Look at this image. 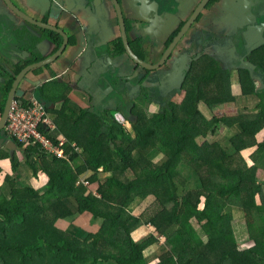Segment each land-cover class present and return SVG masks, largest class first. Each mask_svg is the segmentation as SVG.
<instances>
[{"label":"trees","instance_id":"obj_1","mask_svg":"<svg viewBox=\"0 0 264 264\" xmlns=\"http://www.w3.org/2000/svg\"><path fill=\"white\" fill-rule=\"evenodd\" d=\"M240 91H254L247 72ZM186 94L184 102L152 116L135 106L131 130L112 110L98 113L71 102L58 110L49 102L71 156L59 159L19 144L25 164L36 177L46 174L48 184L43 193L20 187L21 161L13 158L17 175L0 186V264H264V102L256 115L218 117L215 105L235 97L230 76L211 58L195 64ZM235 125L237 135L208 140ZM74 142L81 152L73 154ZM152 152L165 159L150 173ZM101 172L109 175L102 180ZM136 200V209L146 205L140 212L132 211ZM233 208L246 218L245 245L236 237ZM84 214L96 229L68 220ZM143 225L151 233L136 238ZM159 246L164 251L149 263Z\"/></svg>","mask_w":264,"mask_h":264},{"label":"flooded vegetation","instance_id":"obj_2","mask_svg":"<svg viewBox=\"0 0 264 264\" xmlns=\"http://www.w3.org/2000/svg\"><path fill=\"white\" fill-rule=\"evenodd\" d=\"M140 5L149 9V18L159 29H147L132 20L141 16ZM68 11L76 15V29L83 23V14L99 16L102 25H108L106 52L115 60L100 85L83 87L85 93L74 97L73 87L62 74L48 73L57 60L47 64L64 44L60 30L68 35L69 43L75 42L61 26ZM121 18L129 49L140 62L131 58L122 40ZM144 33L148 35L143 37ZM51 42L57 49L44 56ZM207 58L217 61L223 74L230 76L236 107L238 102H253L252 115L260 113L264 102V0H0V121L13 94V103L36 99L114 102L85 109L98 113L119 110L131 129L136 120L135 102H149L156 107L155 114L171 103L184 102L191 71L196 63L206 65ZM246 72L254 89L247 96L240 91L241 76ZM217 79L221 82L220 74Z\"/></svg>","mask_w":264,"mask_h":264},{"label":"crops","instance_id":"obj_3","mask_svg":"<svg viewBox=\"0 0 264 264\" xmlns=\"http://www.w3.org/2000/svg\"><path fill=\"white\" fill-rule=\"evenodd\" d=\"M69 12V11H68ZM64 12L66 15L62 16L61 19V26L63 29H65L67 32L70 33V35L73 37L72 40H75V42L69 43L66 51L64 54L57 60L53 67L48 70V73L52 76H59L62 74V78L66 81L70 82L71 86L73 87L74 91L72 93V97L75 96V93L83 95L85 91H83L81 88L87 87V86H93V85H100L101 79L108 74V67L115 65V60H111L108 58L106 53L98 50V56L95 54L94 50L92 49L94 37L92 43L89 39V31L95 32L96 30H101L103 34V38L99 41V43H106L108 42V33H106L104 30V26L102 25L101 21L102 19L94 18V15L90 18L86 17L84 14L79 15L80 20L83 22L81 23L80 28H75L74 23L76 20L75 14H72L71 12ZM63 14V13H62ZM108 26V25H107ZM105 26V28H107ZM87 36V37H86ZM79 38V40L77 39ZM57 49L56 45L54 43H49V50L44 54V56H49L55 53V50ZM58 51V50H57ZM125 62V60L122 62V64ZM42 74H39V77ZM154 83V82H153ZM155 85V84H154ZM137 92V87L134 89ZM101 94V91H97V95ZM46 105L49 102H44ZM65 102H56L52 105V108H57L58 110H61L64 107ZM72 106L75 108H102V107H108V105H114V102H101V100H98L96 102H71ZM150 104V103H149ZM147 106H140L144 109L150 110L149 116H152L155 114L156 107L152 104ZM147 112V111H146ZM50 115L52 119L55 121L56 114L53 112H50ZM121 115L120 113H118ZM122 116V115H121ZM123 117V116H122ZM59 131H57V136H59ZM12 139L8 136L7 132L0 131V156L5 157L3 160L0 159L1 162L9 163L13 160V158H19V154H23V157H25V152L18 146H14V144L11 142ZM75 143V142H74ZM77 144V143H76ZM78 145V144H77ZM79 146V145H78ZM25 148V147H24ZM81 149V148H80ZM17 158V159H18ZM21 160V159H20ZM24 158L21 160V167L19 170V174L22 176V180H24L27 185L31 186L35 189H37L38 185L42 184V188H45L48 184V176L46 174L41 173L39 177L34 176L33 172L25 171L24 164L25 162ZM80 164V162H78ZM3 164L1 165V168L3 167ZM10 165V164H9ZM3 169V168H2ZM10 170H12V164L10 166ZM261 173L264 172L263 169L260 170ZM31 174V175H30ZM260 175V174H259ZM88 175H85L87 177ZM0 184V186H2ZM20 187H24L25 184H22V182H19ZM239 209V208H236ZM235 208H233V214L235 215ZM240 210V209H239ZM241 211V210H240ZM242 213V211H241ZM244 214V213H243ZM82 218V216H81ZM150 225H147L145 230H150ZM141 231L144 229L140 228Z\"/></svg>","mask_w":264,"mask_h":264},{"label":"rangeland","instance_id":"obj_4","mask_svg":"<svg viewBox=\"0 0 264 264\" xmlns=\"http://www.w3.org/2000/svg\"><path fill=\"white\" fill-rule=\"evenodd\" d=\"M210 84H214V83H210ZM238 102V101H236ZM136 103V107H139V106H147L149 104V102H144L143 100H138V102H135ZM238 104L240 105L239 107H236L237 103L234 104V103H228V104H220V105H215V107L213 108V111L214 113L218 116V117H234V116H239V115H244V114H248V115H252V105H253V102H246V101H243V102H238ZM114 111L115 115H116V110H112ZM138 111L140 112H146L149 114V111L150 110H147V109H138ZM213 113V114H214ZM127 128L130 129L129 125L127 124ZM240 132V129L238 126H234L232 128H226V127H223V129L220 131L219 134L217 135H214V136H209L208 137V140L210 142H215V141H219L220 139H225L226 138V135L231 137V136H235L237 135L238 133ZM151 158H152V165L150 168H148V172H154L156 169H157V166L165 159V157L163 156L162 153H157V152H152L151 154ZM19 161H21L23 158L25 159V157H23V154H19ZM21 159V160H20ZM25 162V160H23ZM22 162V161H21ZM2 163H4V167L3 168V172H2V177L0 178V184H2L6 179L5 177L6 176H11L13 175V177H15L17 174L13 173L11 170H10V166L12 164V161H10L9 163H5V162H1L0 161V168H1V165ZM10 164V165H9ZM259 166L261 167V169L264 170V160H261L259 162ZM24 167H25V171H29L30 172H33L30 167H28L26 164H24ZM13 169V168H12ZM263 174V175H262ZM31 175V174H30ZM109 174L107 173H103L101 172L100 174V178L102 180L105 179L106 176H108ZM129 178H131L132 174L131 172H129L128 174H126ZM262 175V179H264V172L261 173ZM260 175V177H261ZM85 177V175L83 176ZM85 180V178H83ZM87 181V180H86ZM20 182H22V184H25L24 186H26L27 184L24 183L25 181L24 180H21ZM42 184L38 185L37 189H39L42 193L46 191V187L45 188H42ZM8 190V189H7ZM139 200V199H138ZM139 201H135L131 207H134L133 208V212H140L142 211V209L144 207H146V205L144 204H141L137 209V203ZM236 209V208H235ZM241 209V208H239ZM239 209H236L235 211V215H236V218L234 216V222H233V225H234V228L236 230V237H237V240L239 242V244H242L245 245L246 243V240L248 239V232H247V227H246V218L244 216L243 213H241V211ZM234 211V210H233ZM69 221H72V222H75V224L79 227H83V228H88V227H92L93 229H96L97 228V224H94L92 221H91V217L90 215L88 214H84L81 218V215H75L74 217H70L68 218ZM193 223L194 225L199 229L200 226L199 224L193 220ZM146 226H141L139 227V231L135 234L136 238H141V237H146L148 236L151 232H149L148 228L147 230H145ZM140 228L144 229L143 231L140 230ZM200 230V229H199ZM62 231L67 234L69 232L75 234V235H78V236H83V233H81L80 231L78 230H74L73 232L69 230V228L67 229H63L62 228ZM203 234V233H202ZM164 240V237L161 238V241ZM163 243V242H161ZM164 251L163 248H161L160 246L157 247L150 255H148V258L150 259L149 263H154V259L157 258L158 256H160V254Z\"/></svg>","mask_w":264,"mask_h":264},{"label":"built area","instance_id":"obj_5","mask_svg":"<svg viewBox=\"0 0 264 264\" xmlns=\"http://www.w3.org/2000/svg\"><path fill=\"white\" fill-rule=\"evenodd\" d=\"M116 119L121 125L126 126L121 115L117 114ZM57 131L59 128L44 102L36 99L13 103L6 132L17 144L25 148L38 147L50 156L69 159L71 156L67 150L69 140L64 135L57 136ZM72 148L73 154L81 152L76 143H72ZM81 182L89 185L84 179Z\"/></svg>","mask_w":264,"mask_h":264},{"label":"water","instance_id":"obj_6","mask_svg":"<svg viewBox=\"0 0 264 264\" xmlns=\"http://www.w3.org/2000/svg\"><path fill=\"white\" fill-rule=\"evenodd\" d=\"M139 12H140L141 16L132 17L133 21L142 22L147 27V29H156V28L159 29L158 25L156 24V21L153 18H149V15L151 13H150L149 9L146 8V6L143 7L142 5H140L139 6ZM118 13L120 15V11L119 10H118ZM145 16H147L149 18V20L145 19L144 18ZM154 22H155V25H154ZM124 23H123V20L121 18L122 40H123V42L125 41L126 47H127L128 51H129V53L131 54V58L134 59L137 62H140V60H138L137 57L134 54H132L130 49H129V46H128V43H127V32H126V27H124ZM107 28H108V26H107ZM107 28H105V26H104V29H105L104 31L106 33H108L107 30H106ZM60 33L62 34V36L65 39L64 44H62V46L60 47L58 52H56L51 57H49V62L47 64H50V63L58 60L64 54V52L66 51V49H67V47L69 45V37H68V35L63 30H60ZM146 35H148V33H144L142 36L144 37ZM93 37H94V42H93L92 49L94 50L95 54H97V56H98V50H99V51H102V52L106 53V55H107L106 50H108V49H107L106 46H107L108 43L107 42L106 43H99V41L103 38L102 31L101 30H96L95 32L89 31V39H90L91 43L93 41ZM77 39L79 40L78 37H77ZM147 68H150V66L147 67ZM188 69H189V67L187 68V70ZM150 70H152V69H150ZM185 75H186V71L182 72L181 81L183 79H185ZM181 81L177 82V84L180 85ZM12 97H13V94L11 95L10 102H7L3 117H2V119L0 121V131H2L4 133L6 131L5 129H6L7 124H8V119H9V116H10V111H11V107H12V103H13V102H11ZM11 142L14 144V146H16V147L18 146L17 143L14 140H12Z\"/></svg>","mask_w":264,"mask_h":264},{"label":"clouds","instance_id":"obj_7","mask_svg":"<svg viewBox=\"0 0 264 264\" xmlns=\"http://www.w3.org/2000/svg\"><path fill=\"white\" fill-rule=\"evenodd\" d=\"M116 116V115H115ZM126 127H127V123H126ZM129 130H131V129H129Z\"/></svg>","mask_w":264,"mask_h":264}]
</instances>
